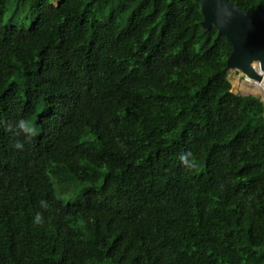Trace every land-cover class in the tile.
Masks as SVG:
<instances>
[{
  "label": "trees",
  "instance_id": "16d2710c",
  "mask_svg": "<svg viewBox=\"0 0 264 264\" xmlns=\"http://www.w3.org/2000/svg\"><path fill=\"white\" fill-rule=\"evenodd\" d=\"M54 1L0 0V264H264V101L199 1Z\"/></svg>",
  "mask_w": 264,
  "mask_h": 264
},
{
  "label": "water",
  "instance_id": "95a60500",
  "mask_svg": "<svg viewBox=\"0 0 264 264\" xmlns=\"http://www.w3.org/2000/svg\"><path fill=\"white\" fill-rule=\"evenodd\" d=\"M196 1L200 3L203 29L214 25L232 46L225 69L232 66L260 79L250 61L257 60L264 68V9L259 6L254 14H249L229 0Z\"/></svg>",
  "mask_w": 264,
  "mask_h": 264
},
{
  "label": "rangeland",
  "instance_id": "374dc122",
  "mask_svg": "<svg viewBox=\"0 0 264 264\" xmlns=\"http://www.w3.org/2000/svg\"><path fill=\"white\" fill-rule=\"evenodd\" d=\"M58 1L59 0H55L54 3H57ZM226 70H227V77L231 84L232 92L240 93V94H252L259 97L262 101H264V89L250 85L245 80V74L241 70L235 67L232 68L229 67Z\"/></svg>",
  "mask_w": 264,
  "mask_h": 264
},
{
  "label": "bare ground",
  "instance_id": "6f19581e",
  "mask_svg": "<svg viewBox=\"0 0 264 264\" xmlns=\"http://www.w3.org/2000/svg\"><path fill=\"white\" fill-rule=\"evenodd\" d=\"M253 61V62H251ZM250 66L255 70V72L259 75L260 79L251 77L249 74H245V80L254 87H260L264 89V68L260 67V64L257 60H251ZM232 67V66H231Z\"/></svg>",
  "mask_w": 264,
  "mask_h": 264
},
{
  "label": "clouds",
  "instance_id": "9594fccd",
  "mask_svg": "<svg viewBox=\"0 0 264 264\" xmlns=\"http://www.w3.org/2000/svg\"><path fill=\"white\" fill-rule=\"evenodd\" d=\"M20 126H21L22 128L25 127V124H24L23 121L21 122ZM28 130L30 131L31 129H28ZM18 146H19V145H18ZM42 204H43V202H42ZM34 223H36V224H40V223H42V217H41L40 214H36V215H35Z\"/></svg>",
  "mask_w": 264,
  "mask_h": 264
}]
</instances>
